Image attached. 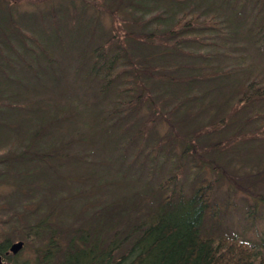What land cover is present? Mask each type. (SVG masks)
<instances>
[{
	"label": "trees",
	"instance_id": "obj_1",
	"mask_svg": "<svg viewBox=\"0 0 264 264\" xmlns=\"http://www.w3.org/2000/svg\"><path fill=\"white\" fill-rule=\"evenodd\" d=\"M103 1L107 11L110 9L108 12L113 14L114 34L112 31L100 33V43L86 53V60L90 62L91 75L99 81L97 93L107 98L116 88V92L121 91L123 102L112 100L111 106L100 109L99 121L89 129L88 136L72 132L66 134L68 137H61L57 129H51L61 120L51 117L50 131L46 132L48 126L32 131L28 137L33 141L32 150L24 153L33 162L44 158L48 167L49 162L51 166L62 162L66 167L80 163L92 170V174L95 169L87 162H78V158L88 155L89 149L95 146L102 153L109 152L107 146L112 142L119 154V164L115 167L119 177L107 185L105 194L104 187L97 189L96 202L92 195L80 192L84 195L78 208L86 210V218L80 225L76 222L71 229H58L46 224L44 219L30 227L41 230L36 236L25 234L27 243L34 244L35 239L38 244L34 264H264V244L251 245L211 228L208 220L216 216L221 204L212 203L214 181H208L200 172L195 175L196 182L191 188H186L191 172L201 171L191 154L194 148L187 140L188 135H204L209 141L215 138L208 148L217 152L264 142V81L250 76L236 77L238 71L230 65L211 68L206 64L214 54L205 46L213 45L216 37L226 36L216 15L183 10L170 16L167 22L168 16L154 10L160 0ZM164 1L174 4L186 0ZM235 4L241 12L234 13L238 18L248 21L251 16L253 19L249 30L241 34L253 36L259 44H264V0H235ZM78 9V4L72 1L71 8L54 10L58 14H51L50 22L58 15H62V22L65 18L62 11L68 10L71 18L67 17L74 22ZM118 13L131 17L129 20L135 29L128 27L121 31L115 23ZM153 20H166V23L154 25ZM235 34L238 35L237 31ZM11 43L7 34L0 38V55L9 65L8 49L4 48H12ZM43 48L40 47V55L47 58ZM25 66L28 68V63ZM118 85L121 86L117 88ZM210 90L216 92L215 97L209 94ZM4 101L0 99L1 113L13 105ZM143 108L147 114H142ZM191 109L196 110L195 116ZM165 115L192 117L198 121L206 116L215 135L203 125L194 131L186 128L178 143V135L172 136L173 126L167 136L154 134V126ZM236 115L241 117L238 127ZM231 127L234 129L225 137L223 131ZM246 128L251 131L244 133ZM99 130L107 135L105 147L96 141ZM180 143L177 148L176 144ZM56 169L55 173L60 171L58 163ZM261 172L264 175V170ZM41 183L23 184L20 188L39 187ZM42 192L40 189L38 197L49 194ZM110 196L114 198L111 200ZM38 197L30 199L37 201ZM96 204L103 206L96 207ZM60 210L65 211L63 207ZM43 211L42 207L37 208L35 214ZM52 214L46 213V217L50 219ZM56 222L65 224L66 221L57 218ZM9 247L8 240L0 244V255L7 264L14 257L6 254Z\"/></svg>",
	"mask_w": 264,
	"mask_h": 264
},
{
	"label": "rangeland",
	"instance_id": "obj_2",
	"mask_svg": "<svg viewBox=\"0 0 264 264\" xmlns=\"http://www.w3.org/2000/svg\"><path fill=\"white\" fill-rule=\"evenodd\" d=\"M16 1L0 0V38L3 39V34H7L9 41H13L12 48H4L8 49V61L12 66L0 55V99H4L7 105L13 104L5 113H1L0 107V244L5 240H8L9 246L22 242L23 247L14 255L11 264H34L35 247L38 248V244L35 239L32 241L34 244L27 243L25 234L36 236L41 230L30 227L33 228L44 219L46 224L58 229H71L76 222L80 225L83 218H86V210L78 208L83 202L81 196L84 195L80 192L92 195L96 202L99 199L97 189L104 187V193L107 185L113 184L119 177L115 168L119 164V154L112 142L111 145H106L107 135L99 130L96 141L107 146L109 152L102 153L95 146L89 149L88 155L78 158V162H87L90 168L95 169L92 174V170L80 163L66 167L62 162H56V165H60V171L55 173L56 165L51 166L49 162L48 167L44 158L43 161L37 158L33 162L28 157L30 155L24 153L30 152L33 147V141L28 138L30 133L44 126H48L45 128L49 132L52 126L50 118L53 117L54 120H61V123L55 124V128H51L57 129L61 137H68L66 134L72 132L86 133L88 136L89 129L99 121V110L111 106L112 100L123 102V97L121 91L118 93L115 88L107 98L104 95L102 98L97 93L99 81L91 75L90 62L88 58L86 60V53L100 43V33L112 31L111 34H114L111 22L113 14L108 12L110 9L107 11V4L103 0ZM72 1L79 6L74 22L67 17L69 15L71 18V9L68 13L62 11L65 15L62 22V15H58L55 21L51 18L50 22V15L58 14L54 10L71 8ZM157 2L154 10L157 14L168 16L167 22L170 16L181 14L183 10L205 16L216 15L226 36L223 39L216 37L213 45L205 46L214 54L208 57L206 64L211 68L220 64L230 65L237 69L236 77L250 76L254 80L264 81V44H259V40L253 36L241 34L242 31L249 30V22L253 19L248 10V21L234 14L241 13L235 0H186L174 4L164 0ZM129 19L131 17L118 13L115 18L116 26L121 31L128 27L135 29ZM166 20L152 22L162 26ZM223 22L226 23L225 26ZM236 31L238 35L235 34ZM40 47H44L47 58L44 54L40 55ZM27 63L28 68L25 66ZM1 65H4L3 70ZM214 93L216 92L209 91L211 96ZM31 102L36 103L21 107ZM192 111L195 116L196 110ZM142 114H147L145 108L142 109ZM236 116L238 122L235 125L238 127L241 117ZM192 119L165 115L154 126L153 132L164 137L171 133L173 126L172 136L178 135L177 143L184 137L186 128L194 131L203 125L210 134L215 135V130L209 128L206 116L199 121L197 118ZM184 122L191 124H182ZM67 129L70 132L67 133ZM232 129L234 128L224 130V136L230 134ZM243 130L244 133L251 131L249 128ZM206 138L204 135L187 136L194 148L191 154L201 168V171L191 172L186 179L187 190L196 182L195 175L200 172L208 181H214L212 203L221 204L216 216L208 220L211 228L216 229L217 233L227 232L231 238L261 246L264 244V199L258 196L264 198V175L261 172L264 170V142L248 143L244 148L234 146L231 150L217 152L208 148L212 144L210 142L216 141L215 138L212 137L210 141ZM180 146L181 143L176 144L177 148ZM110 165L112 166L109 167ZM124 171L127 172L125 167ZM37 182H42L39 187L20 188L23 184ZM52 187L54 189L49 192ZM40 189L50 195L38 197ZM29 193L35 195L29 196ZM34 197H38V200L30 199ZM113 198L114 196H110L111 200ZM89 201L91 202L90 199ZM102 204L95 206H103ZM41 207L43 213L35 214L36 209ZM61 207L65 210L62 213ZM49 212H53L50 219L46 217ZM57 218L65 220V224L56 222ZM19 228L23 231H17ZM7 253L11 255L9 250Z\"/></svg>",
	"mask_w": 264,
	"mask_h": 264
},
{
	"label": "water",
	"instance_id": "obj_3",
	"mask_svg": "<svg viewBox=\"0 0 264 264\" xmlns=\"http://www.w3.org/2000/svg\"><path fill=\"white\" fill-rule=\"evenodd\" d=\"M22 247H23V243L22 242L14 243L10 247V252L12 254H16L17 252H19L21 250ZM0 264H2L1 263V259H0Z\"/></svg>",
	"mask_w": 264,
	"mask_h": 264
},
{
	"label": "flooded vegetation",
	"instance_id": "obj_4",
	"mask_svg": "<svg viewBox=\"0 0 264 264\" xmlns=\"http://www.w3.org/2000/svg\"><path fill=\"white\" fill-rule=\"evenodd\" d=\"M11 245H12V244H11ZM11 245H10V247H11ZM10 247H9V251H10ZM21 249H22V248H21ZM6 254L8 255V253H6ZM11 255L14 256V255H16V254H12V253H11ZM0 259H1V263H2V264H6V263H7V262L4 261V259H3V257H2L1 255H0Z\"/></svg>",
	"mask_w": 264,
	"mask_h": 264
}]
</instances>
